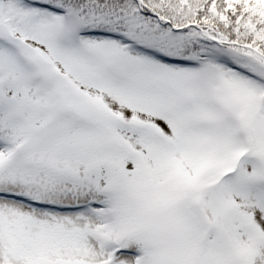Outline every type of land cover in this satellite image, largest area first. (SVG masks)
I'll return each mask as SVG.
<instances>
[{"label": "snow or ice", "instance_id": "1", "mask_svg": "<svg viewBox=\"0 0 264 264\" xmlns=\"http://www.w3.org/2000/svg\"><path fill=\"white\" fill-rule=\"evenodd\" d=\"M0 264H264V0H0Z\"/></svg>", "mask_w": 264, "mask_h": 264}]
</instances>
